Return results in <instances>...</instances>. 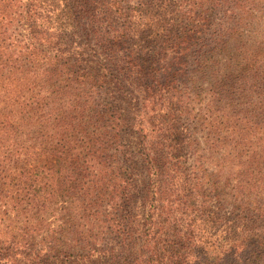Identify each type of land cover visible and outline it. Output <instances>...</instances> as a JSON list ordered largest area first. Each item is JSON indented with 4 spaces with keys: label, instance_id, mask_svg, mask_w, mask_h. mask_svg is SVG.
I'll return each instance as SVG.
<instances>
[{
    "label": "trees",
    "instance_id": "trees-1",
    "mask_svg": "<svg viewBox=\"0 0 264 264\" xmlns=\"http://www.w3.org/2000/svg\"><path fill=\"white\" fill-rule=\"evenodd\" d=\"M0 264H264V0H0Z\"/></svg>",
    "mask_w": 264,
    "mask_h": 264
}]
</instances>
